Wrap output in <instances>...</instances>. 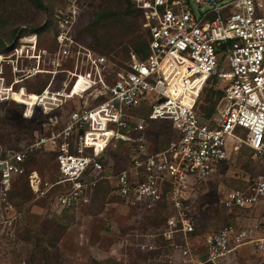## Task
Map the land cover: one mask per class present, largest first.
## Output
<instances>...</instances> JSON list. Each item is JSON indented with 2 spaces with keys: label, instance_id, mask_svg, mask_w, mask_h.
<instances>
[{
  "label": "built area",
  "instance_id": "obj_1",
  "mask_svg": "<svg viewBox=\"0 0 264 264\" xmlns=\"http://www.w3.org/2000/svg\"><path fill=\"white\" fill-rule=\"evenodd\" d=\"M130 3L140 11L147 53L142 58L130 53L124 66L75 40L78 0L58 20L53 58L73 66L66 70L65 87L52 91L48 83L39 101L51 94L59 107L85 95L83 105L50 117L29 142L0 144V216L10 225L20 217L10 199L20 177L36 197L50 196L58 211L88 204L103 180L131 209L165 204L158 235L175 246L178 264H222L246 248L260 254L251 264H264V0ZM216 79L224 82L222 96L206 114L200 96ZM48 110L42 103V112ZM242 148L251 151L259 170L252 180L227 187L219 204L234 211L232 217L245 216L206 230L200 252L192 251L187 241L196 230L192 192ZM40 151L54 152L56 179L27 171L26 159ZM110 155L117 161L110 162ZM151 235L136 244L142 251L158 249ZM176 235L182 243L174 242Z\"/></svg>",
  "mask_w": 264,
  "mask_h": 264
},
{
  "label": "rangeland",
  "instance_id": "obj_2",
  "mask_svg": "<svg viewBox=\"0 0 264 264\" xmlns=\"http://www.w3.org/2000/svg\"><path fill=\"white\" fill-rule=\"evenodd\" d=\"M73 1L43 0L45 9H39L30 0H0L2 146L18 147L43 132L50 117L83 105L81 101L85 95L82 98L75 96L67 99L59 107H54L55 100L51 94H48L49 98L42 97V102L37 97L48 83L51 82L50 88L55 91L64 88L69 80L66 70L72 69V61L64 62L60 56L59 59H54L53 55L58 49V20L67 14ZM78 3L79 12L72 28L75 40L124 66L130 53H134L133 49L121 44L108 52L97 47L95 34L91 30L95 13L98 8L107 6L106 0H78ZM124 7L123 3L122 8ZM131 20L134 21L131 24L143 33L136 14L134 18H129L119 13L115 21L121 27L114 29L119 34H125ZM21 27L37 29L17 38L16 34ZM98 41L101 42V39ZM223 86L221 79H216L215 83L208 81L200 96V109L209 105L208 99L211 97L215 101L212 103L214 112V105L222 96ZM17 93H21L23 97L34 94L36 98L31 104H26L15 100L14 95ZM42 103L49 109L47 113L42 112ZM223 103L224 101L219 107H222ZM19 112L22 119L16 116ZM26 112L31 117L23 119ZM214 116L217 118L219 114L215 113ZM153 139L155 136L150 137V140ZM249 154V150L241 149L228 164L192 192L197 224L196 232L187 236L192 251L200 252L202 235L206 230L237 221V214L240 219L245 216L244 212H238L232 217L235 212L228 213L221 208L219 198L227 187L242 185L248 179L252 180L258 172L259 166L253 164ZM53 159L48 153L38 152L30 158L29 170H37L44 180H54L57 174ZM117 159L116 155L108 156L110 162H116ZM14 186L20 192L12 194V200L21 215L11 225L0 216V264H170V260L173 261L172 264L179 262L175 246L158 235L164 222V212L145 215L131 209L123 204L106 183L99 187L88 204L64 211L54 209L50 196L36 197L26 177L18 178L12 189ZM53 222L59 224V227L52 225ZM47 225H51L48 230L45 229ZM146 234H153L149 241L158 246L153 253L142 251L136 245L146 240ZM174 242L182 243V238L176 235ZM135 246L138 249H135ZM233 255L229 254L222 264H251L260 257L258 251L250 249L249 252L247 248L234 257Z\"/></svg>",
  "mask_w": 264,
  "mask_h": 264
},
{
  "label": "trees",
  "instance_id": "obj_3",
  "mask_svg": "<svg viewBox=\"0 0 264 264\" xmlns=\"http://www.w3.org/2000/svg\"><path fill=\"white\" fill-rule=\"evenodd\" d=\"M30 2L33 4H35L36 8L39 9H45V5L43 3V0H30ZM107 2V6L104 7H100L98 8V12L95 13L94 16V21L91 24V30L93 31V34H95V40H96V45L97 47H101L102 49H105L106 51L110 52L112 50H115V48H117L118 46H120L121 44L124 45L125 47H130V49L132 48L134 53H136L139 57H144L147 53V41H146V34L143 32H139V29L137 27H134L133 24H131L134 21H130L129 22V26L128 29L126 30L127 32H125V34H119L116 32V30L114 29V27H121L118 26V22L115 21V19L117 18V15L119 13L124 14L125 16L129 17V18H134V15L136 14L139 18V23H140V27H141V15H140V11L136 8H134L131 3L130 0H106ZM125 5L124 8H122V5ZM103 20V21H102ZM36 27H31V28H27V27H21L19 28L16 37H22L25 36L27 33L30 32H34L36 31ZM143 31V30H142ZM98 39H101V42L98 41ZM103 39V40H102ZM95 45V47H96ZM41 91V89L39 90V92ZM208 106H204L202 107V109L204 110V112L210 113L212 112L213 109V101L211 99V97L208 99ZM215 102V101H214ZM18 119H22L21 116V112L16 114ZM29 117H31V115L29 116H24L23 119H28ZM33 138V137H32ZM31 140V139H30ZM30 140H27L26 142H29ZM244 151L245 150H249L247 148H242ZM42 152V151H40ZM38 152H35L33 154H31L25 162V166L27 171L29 170L28 167V163L30 158L37 154ZM42 153H48L50 154L53 158H54V152H42ZM249 157L250 160H253L252 153L249 150ZM254 162V160H253ZM106 183V185L108 186V182L106 181H100L93 189L92 193L90 194V201L92 200L93 196H95L97 190L99 189V187L103 184ZM14 186V188L11 190L10 192V199H13V195L12 194H16L15 192H20L19 190H17V188ZM193 208H195V206L193 205ZM165 204L163 202H160L153 210H144L141 211V213H144L145 215H150V214H155V213H159V212H165ZM196 220V218H195ZM196 222V221H195ZM50 224L52 222H49ZM55 227H59V224L53 222V224ZM196 228H197V224ZM48 226V225H47ZM45 226V229L48 230L50 228V226ZM28 232H30L29 230H27ZM196 230L193 232L195 233ZM192 233V234H193ZM179 236V235H177ZM163 238V237H162ZM133 248V247H132ZM135 249L138 247L135 246ZM148 253H153V252H148ZM32 258L34 259V256H32ZM206 264H211V263H206Z\"/></svg>",
  "mask_w": 264,
  "mask_h": 264
},
{
  "label": "bare ground",
  "instance_id": "obj_4",
  "mask_svg": "<svg viewBox=\"0 0 264 264\" xmlns=\"http://www.w3.org/2000/svg\"><path fill=\"white\" fill-rule=\"evenodd\" d=\"M73 93H75V90H73ZM15 100L26 103V104H31L33 102V100L36 98V95H27L26 97H23V95L21 93H17L14 95ZM37 97L39 98V95H37ZM37 98V99H38Z\"/></svg>",
  "mask_w": 264,
  "mask_h": 264
},
{
  "label": "crops",
  "instance_id": "obj_5",
  "mask_svg": "<svg viewBox=\"0 0 264 264\" xmlns=\"http://www.w3.org/2000/svg\"><path fill=\"white\" fill-rule=\"evenodd\" d=\"M68 210V209H67ZM64 211V210H63ZM241 251V250H240ZM244 251V250H243ZM239 252V250L236 252V253H238ZM231 255H233V254H231ZM236 255V254H235ZM235 255H233V257L235 256Z\"/></svg>",
  "mask_w": 264,
  "mask_h": 264
}]
</instances>
